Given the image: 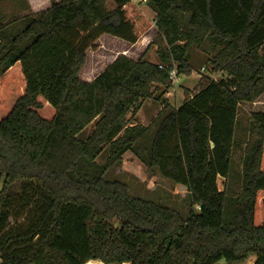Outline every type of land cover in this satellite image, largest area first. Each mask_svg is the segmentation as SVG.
<instances>
[{"label":"trees","instance_id":"1","mask_svg":"<svg viewBox=\"0 0 264 264\" xmlns=\"http://www.w3.org/2000/svg\"><path fill=\"white\" fill-rule=\"evenodd\" d=\"M108 1L0 9V264H264V112L237 127L239 104L264 94V0H146L153 19L131 0ZM153 25L159 63L119 54L81 78L100 36L134 45ZM191 45L210 48L223 75L200 78L178 107L161 110L138 152L150 125L127 115L171 86L174 64L191 73ZM128 151L185 187L188 212L104 178Z\"/></svg>","mask_w":264,"mask_h":264},{"label":"rangeland","instance_id":"2","mask_svg":"<svg viewBox=\"0 0 264 264\" xmlns=\"http://www.w3.org/2000/svg\"><path fill=\"white\" fill-rule=\"evenodd\" d=\"M29 11L32 12L28 0ZM48 0H43L42 4H46ZM50 0L44 7L47 8L51 4ZM141 10L149 19H153V13L147 6L145 2L134 0ZM2 2V0H1ZM0 2V9L8 13L10 8V3L8 0H4L3 6ZM115 7L113 0L107 2V8L112 9ZM25 12H20L18 16L23 15ZM156 33V28L154 25L144 33L138 41L131 45L123 40H120L114 36L108 34H103L96 41L97 49L87 51V61H85L81 78L85 80V76L89 73L90 69L93 67L97 72L91 77L92 79L100 73L107 65H109L119 54H125L132 59H143L151 63H159L158 56L156 54L157 44L150 45V41L153 39ZM150 36L148 40L145 39L146 36ZM207 52H202L196 46L191 45L188 48L189 64L192 66V71L190 74H177L174 72L175 78H171V86L166 88L164 86H159L157 89L154 88L153 97L143 101L136 114L133 115L129 112L127 118L130 119L132 123H139L142 125H150V129L146 136L139 142L136 143L135 150L138 152L145 153L144 148L150 144L152 136L154 134L155 127L157 125V120L160 118L157 115L161 110H169L171 108L178 107L184 100V95L187 97L189 94L193 93L197 88V84L200 78L208 77L219 79L223 74L219 71H212L211 63L209 58L212 55L210 48H206ZM86 64V65H85ZM89 77V76H88ZM170 93L168 97H165L166 93ZM162 96L160 99H155L159 95ZM146 101L148 102L146 105ZM140 110L139 116L137 112ZM253 112H264V94L258 97L253 102H241L238 109V130L242 131L245 126L248 125L249 116ZM156 113V116L154 114ZM94 126V122L88 124L80 135L87 136L90 134ZM243 133V132H242ZM241 133V134H242ZM240 134V135H241ZM134 150V151H135ZM134 151H128L123 155L119 166L110 168L104 175V178L109 180H117L127 184L130 188V193L133 196L140 197L146 200H151L175 208L185 214L189 210L190 201L187 196L185 187L175 184L174 182L165 179L159 175L155 170H149L145 167L143 162L136 157ZM241 155L242 152L237 150L234 152V171L239 172L241 168ZM101 162V158H98ZM224 181L222 178H218L217 185L220 190L223 189ZM231 216L225 215V220L228 221ZM15 224L25 225L24 217L19 218L15 221ZM251 258V256L249 257ZM246 259V261L249 260ZM245 262V261H243ZM217 264H241L239 262L228 263L225 260L219 261Z\"/></svg>","mask_w":264,"mask_h":264},{"label":"crops","instance_id":"3","mask_svg":"<svg viewBox=\"0 0 264 264\" xmlns=\"http://www.w3.org/2000/svg\"><path fill=\"white\" fill-rule=\"evenodd\" d=\"M42 1L43 0H28L29 2V5H30V8L32 10V12H36V11H39V10H42V9H46L44 6L47 5L49 3L50 0L47 1L46 4H42ZM54 2H58L60 0H53ZM52 3V1H51ZM51 5V4H50ZM48 8V7H47ZM146 36V35H145ZM150 37V36H149ZM148 36L145 37L146 40H148L149 38ZM85 76V80H91L92 78L91 77H88L87 74L84 75ZM171 92L169 93H166L165 97H168L170 95ZM184 99H185V95H184ZM147 101H146V105H147ZM139 113H140V110L137 112V115L139 116ZM154 116H156V113L154 114ZM126 155V154H124ZM221 261V260H220ZM219 262V261H218ZM217 262V263H218ZM216 263V264H217ZM234 263V262H233ZM241 264H254V257L251 256V258H249L248 261L245 260V262H239ZM84 264H105L103 262H101L100 260H89L87 261L86 263ZM122 264H129V263H122Z\"/></svg>","mask_w":264,"mask_h":264},{"label":"built area","instance_id":"4","mask_svg":"<svg viewBox=\"0 0 264 264\" xmlns=\"http://www.w3.org/2000/svg\"><path fill=\"white\" fill-rule=\"evenodd\" d=\"M131 1L135 2L134 0H131ZM138 1H143V2H145L146 0H138ZM135 3H136V2H135ZM169 75H170L171 78H175V72H174V70H171L170 73H169ZM212 79H215V78H212Z\"/></svg>","mask_w":264,"mask_h":264}]
</instances>
